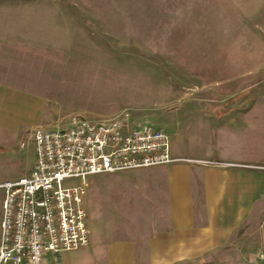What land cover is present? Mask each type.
Listing matches in <instances>:
<instances>
[{
    "label": "rangeland",
    "instance_id": "obj_1",
    "mask_svg": "<svg viewBox=\"0 0 264 264\" xmlns=\"http://www.w3.org/2000/svg\"><path fill=\"white\" fill-rule=\"evenodd\" d=\"M0 5L25 19L24 32L32 35L37 54L28 69L43 77L42 92L50 110L60 114L59 124L73 116L104 127L147 123L170 136L175 124L215 101L227 100L222 110H244L254 101L245 118L264 150V0H0ZM33 152L28 134L1 158L0 177L28 168ZM171 165L86 179V206L98 213V240L111 244L115 238L120 246L127 233L137 232L144 199L155 195L156 181L166 176L163 167ZM260 205L227 248L209 250L190 264H264V201Z\"/></svg>",
    "mask_w": 264,
    "mask_h": 264
},
{
    "label": "crops",
    "instance_id": "obj_2",
    "mask_svg": "<svg viewBox=\"0 0 264 264\" xmlns=\"http://www.w3.org/2000/svg\"><path fill=\"white\" fill-rule=\"evenodd\" d=\"M11 14L0 5V160L33 130L60 125V114L50 110L42 92L43 77L28 69L37 54L32 35L24 32L25 19ZM225 101L171 128L172 153L198 162L163 167L166 176L156 181L155 195L144 199L136 233H127L120 246L115 238L111 244L98 240V213L89 205V244L60 254L54 264H190L209 250L227 248L264 201V173L254 168L264 166V150L245 118L254 101L244 110H222ZM34 158L35 152L28 168L0 177V183L27 175ZM2 200L0 189V220ZM251 234L253 240L256 232L249 240Z\"/></svg>",
    "mask_w": 264,
    "mask_h": 264
},
{
    "label": "built area",
    "instance_id": "obj_3",
    "mask_svg": "<svg viewBox=\"0 0 264 264\" xmlns=\"http://www.w3.org/2000/svg\"><path fill=\"white\" fill-rule=\"evenodd\" d=\"M30 138V172L0 183V264H50L86 247L89 176L198 162L174 155L170 136L147 123L104 127L73 116L54 129L33 130Z\"/></svg>",
    "mask_w": 264,
    "mask_h": 264
}]
</instances>
